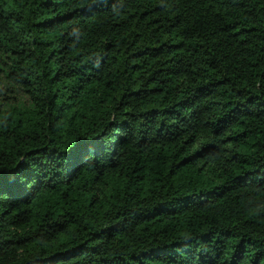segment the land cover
<instances>
[{
	"label": "trees",
	"instance_id": "1",
	"mask_svg": "<svg viewBox=\"0 0 264 264\" xmlns=\"http://www.w3.org/2000/svg\"><path fill=\"white\" fill-rule=\"evenodd\" d=\"M0 264H264V0H0Z\"/></svg>",
	"mask_w": 264,
	"mask_h": 264
},
{
	"label": "rangeland",
	"instance_id": "2",
	"mask_svg": "<svg viewBox=\"0 0 264 264\" xmlns=\"http://www.w3.org/2000/svg\"><path fill=\"white\" fill-rule=\"evenodd\" d=\"M0 93H1V97H2V94H7L8 95V96L5 95V97H4L5 98V102L8 101L9 100L8 98L12 95L9 92H7L5 89L0 90Z\"/></svg>",
	"mask_w": 264,
	"mask_h": 264
}]
</instances>
